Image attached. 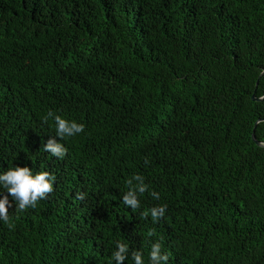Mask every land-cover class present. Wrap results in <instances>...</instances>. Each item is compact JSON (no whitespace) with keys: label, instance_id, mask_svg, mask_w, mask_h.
I'll list each match as a JSON object with an SVG mask.
<instances>
[{"label":"trees","instance_id":"trees-1","mask_svg":"<svg viewBox=\"0 0 264 264\" xmlns=\"http://www.w3.org/2000/svg\"><path fill=\"white\" fill-rule=\"evenodd\" d=\"M253 95L264 0H0V174L55 178L24 210L0 185V264H116L118 243L123 264L134 251L150 264L156 242L167 264H264ZM54 116L84 129L61 138ZM136 175L147 190L133 209L123 196Z\"/></svg>","mask_w":264,"mask_h":264},{"label":"clouds","instance_id":"clouds-1","mask_svg":"<svg viewBox=\"0 0 264 264\" xmlns=\"http://www.w3.org/2000/svg\"><path fill=\"white\" fill-rule=\"evenodd\" d=\"M49 117L53 116L52 112L48 113ZM47 119V117H45ZM56 123L57 135L61 138L68 136L71 137L83 131L84 125L77 124L75 122H69L60 116H54ZM45 151L50 152L53 156L63 157L67 149L54 139H49L44 146ZM54 177L48 172H39L35 175L28 167H14L7 170L3 174H0V185L7 189L8 194L17 202L18 208L24 210L28 207H35L38 200L46 198V195L53 191ZM139 184L135 187L132 186V180L127 181L129 185V191L123 196V202L127 206L135 209L139 207V200L137 197V191L144 193L147 190V186L143 182V177L136 175L133 177ZM153 197L159 199V194L153 192ZM80 199H83V195H79ZM11 207L8 196L0 198V219L5 223L9 221L8 208ZM166 205L154 207L150 210L151 216L154 220L159 219L165 213ZM147 216V213H145ZM12 227L11 224L8 225ZM151 235V233H150ZM118 250L113 253V257L116 264H123L127 259L129 248L127 245L118 243ZM132 259L134 264H143L142 254L139 252H132ZM169 256L161 253V244L159 242L151 245L149 253L150 264H167Z\"/></svg>","mask_w":264,"mask_h":264},{"label":"water","instance_id":"water-1","mask_svg":"<svg viewBox=\"0 0 264 264\" xmlns=\"http://www.w3.org/2000/svg\"><path fill=\"white\" fill-rule=\"evenodd\" d=\"M251 99H252L253 101H261V100L264 99V96H263V97H260V98H255V96L253 95V96L251 97ZM252 139L255 141V143H256L257 146H259V147H264V144H262V143L256 141L254 134L252 135Z\"/></svg>","mask_w":264,"mask_h":264}]
</instances>
